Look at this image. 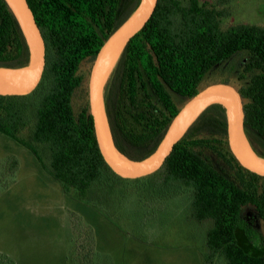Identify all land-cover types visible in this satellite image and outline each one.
<instances>
[{"label":"trees","instance_id":"trees-1","mask_svg":"<svg viewBox=\"0 0 264 264\" xmlns=\"http://www.w3.org/2000/svg\"><path fill=\"white\" fill-rule=\"evenodd\" d=\"M26 1L45 43V67L31 93L0 95V133L28 149L79 210L115 184L141 185L147 196L186 194L190 219L211 223L204 242L207 264H264V234L245 220L247 212L264 218V179L244 172L230 155L220 106L198 116L158 172L136 180L119 178L103 162L87 100L74 112L73 97L84 80L81 65L93 62L140 0ZM223 3L158 0L152 17L125 46L104 88L103 106L115 145L130 161L155 152L180 108L173 95L181 101L193 97L210 72L238 55H244L238 79L246 80L240 88L248 101L245 133L264 160V27L223 26ZM28 62L24 37L0 0V68ZM212 158L223 164L224 173ZM82 226L75 264H105L89 227ZM0 264L12 261L0 254Z\"/></svg>","mask_w":264,"mask_h":264},{"label":"rangeland","instance_id":"rangeland-1","mask_svg":"<svg viewBox=\"0 0 264 264\" xmlns=\"http://www.w3.org/2000/svg\"><path fill=\"white\" fill-rule=\"evenodd\" d=\"M223 1V26L264 27V0ZM243 58L238 55L214 69L201 87L221 80L239 89L245 86L246 80L238 79ZM91 65L86 61L80 67L84 80L73 97L75 113L87 100ZM172 97L178 107L183 104L178 96ZM211 160L225 172L220 161ZM81 205L80 211L28 149L0 133V254L12 264H75V241L82 225L89 227L93 248L105 264H207L204 242L211 223L190 219L186 194L154 191L147 196L141 185L133 189L115 184ZM254 224L263 235L264 218Z\"/></svg>","mask_w":264,"mask_h":264},{"label":"water","instance_id":"water-1","mask_svg":"<svg viewBox=\"0 0 264 264\" xmlns=\"http://www.w3.org/2000/svg\"><path fill=\"white\" fill-rule=\"evenodd\" d=\"M4 2L27 44L29 62L18 69L0 68V95L22 96L34 91L42 78L45 43L27 1ZM157 2L158 0H140L132 15L104 41L92 62L87 81V105L103 162L113 174L122 179L136 180L151 176L162 168L173 146L198 116L207 107L218 105L226 115V142L230 155L244 172L264 179V160L255 154L245 133L246 103L240 89L230 81L221 80L204 85L193 97L184 100L155 152L148 158L139 162L130 161L116 147L104 111V88L125 46L152 17ZM227 103L230 108L226 106Z\"/></svg>","mask_w":264,"mask_h":264},{"label":"flooded vegetation","instance_id":"flooded-vegetation-1","mask_svg":"<svg viewBox=\"0 0 264 264\" xmlns=\"http://www.w3.org/2000/svg\"><path fill=\"white\" fill-rule=\"evenodd\" d=\"M249 213H251V212H247L246 214H245V220H246V222L249 224V225H251V226H254L255 227V225L256 224H254V222L257 220H259V219H257L255 216L253 217V218H251V217H248L249 215ZM252 214V213H251Z\"/></svg>","mask_w":264,"mask_h":264},{"label":"bare ground","instance_id":"bare-ground-1","mask_svg":"<svg viewBox=\"0 0 264 264\" xmlns=\"http://www.w3.org/2000/svg\"><path fill=\"white\" fill-rule=\"evenodd\" d=\"M226 106H227L228 108H230V105H229L228 103L226 104ZM230 111H231V110H230Z\"/></svg>","mask_w":264,"mask_h":264}]
</instances>
